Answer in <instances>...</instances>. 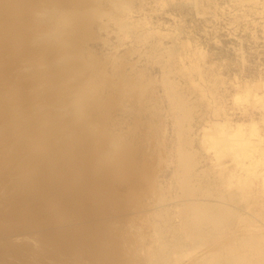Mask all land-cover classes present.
<instances>
[{"label": "rangeland", "instance_id": "rangeland-1", "mask_svg": "<svg viewBox=\"0 0 264 264\" xmlns=\"http://www.w3.org/2000/svg\"><path fill=\"white\" fill-rule=\"evenodd\" d=\"M250 123L264 0H0V264H263L264 186L203 141Z\"/></svg>", "mask_w": 264, "mask_h": 264}, {"label": "bare ground", "instance_id": "bare-ground-1", "mask_svg": "<svg viewBox=\"0 0 264 264\" xmlns=\"http://www.w3.org/2000/svg\"><path fill=\"white\" fill-rule=\"evenodd\" d=\"M249 126L250 128L248 129H244L241 124H237L234 128L227 127L226 124L225 126H213L203 136L206 147L213 149L217 157L223 156L226 153L231 154L235 166L244 169L245 179L238 177L239 179L235 180L237 188L242 190L250 180L256 177L261 180L262 186H264V145H262V143L264 144V136L259 134L253 123H250ZM231 175L230 171L225 173L226 185L232 186ZM35 208L37 207L35 206ZM194 218L196 219V223L192 227L193 231H197L198 225H201L207 219H213V217H210L208 209L204 207L195 211ZM188 223L189 220L185 218L183 224L187 225ZM259 261L261 262V260Z\"/></svg>", "mask_w": 264, "mask_h": 264}]
</instances>
